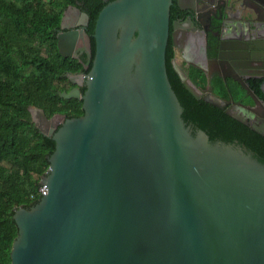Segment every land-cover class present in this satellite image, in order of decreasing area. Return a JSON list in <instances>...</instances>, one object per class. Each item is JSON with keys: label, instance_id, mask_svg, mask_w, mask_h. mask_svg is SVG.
I'll return each instance as SVG.
<instances>
[{"label": "water", "instance_id": "water-1", "mask_svg": "<svg viewBox=\"0 0 264 264\" xmlns=\"http://www.w3.org/2000/svg\"><path fill=\"white\" fill-rule=\"evenodd\" d=\"M228 1L230 17L236 0ZM172 2L109 0L96 19L95 51L85 28L58 34L63 55L92 60L85 92H60L82 98L84 114L29 106L56 147L40 179L48 191L14 214L10 264H264V163L185 123L167 72ZM191 9V24L203 25ZM69 10L62 27L89 22L78 6Z\"/></svg>", "mask_w": 264, "mask_h": 264}, {"label": "trees", "instance_id": "trees-1", "mask_svg": "<svg viewBox=\"0 0 264 264\" xmlns=\"http://www.w3.org/2000/svg\"><path fill=\"white\" fill-rule=\"evenodd\" d=\"M109 0H0V264H10L19 227L14 217L20 207L37 203L40 179L49 168L56 147L53 137L35 125L29 106L43 107L48 116L84 114L82 98L62 97L66 73L82 64L63 55L57 31L64 10L76 5L89 15L94 32L97 16ZM93 50L95 51V39ZM166 50L167 72L182 104V116L196 134L203 129L212 142L241 146L264 163V135L226 113L217 105L196 98L184 85ZM92 65V63H91ZM194 73L201 82L205 74Z\"/></svg>", "mask_w": 264, "mask_h": 264}, {"label": "flooded vegetation", "instance_id": "flooded-vegetation-1", "mask_svg": "<svg viewBox=\"0 0 264 264\" xmlns=\"http://www.w3.org/2000/svg\"><path fill=\"white\" fill-rule=\"evenodd\" d=\"M228 5V0H173L169 37L175 51L172 62L179 75L184 74L201 90V98L220 103L222 107H217L242 116L247 123L241 122L264 135V5L257 0H236L235 8L227 9L230 17L225 12ZM191 8L200 12L203 25L191 24ZM88 23L60 26L57 37L61 32L85 28L92 41L94 32L89 31ZM91 63H81L80 68L66 73L69 81L63 82L65 90L78 87L85 92ZM197 69L205 74V82L194 74L199 73ZM70 74L82 83L71 80Z\"/></svg>", "mask_w": 264, "mask_h": 264}, {"label": "built area", "instance_id": "built-area-1", "mask_svg": "<svg viewBox=\"0 0 264 264\" xmlns=\"http://www.w3.org/2000/svg\"><path fill=\"white\" fill-rule=\"evenodd\" d=\"M48 191V188L45 184H41L40 188H39V192L44 195L46 192Z\"/></svg>", "mask_w": 264, "mask_h": 264}, {"label": "rangeland", "instance_id": "rangeland-1", "mask_svg": "<svg viewBox=\"0 0 264 264\" xmlns=\"http://www.w3.org/2000/svg\"><path fill=\"white\" fill-rule=\"evenodd\" d=\"M67 10H69V8H67ZM69 11H70V10H69ZM72 16H73V15H72ZM76 20H77V19L74 20L73 17H72V18L70 19V22H73V21L75 22Z\"/></svg>", "mask_w": 264, "mask_h": 264}]
</instances>
